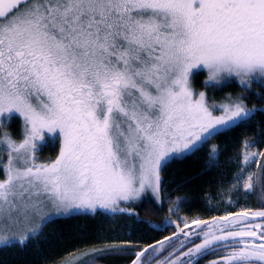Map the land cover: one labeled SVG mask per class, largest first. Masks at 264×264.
I'll return each instance as SVG.
<instances>
[{"label": "snow or ice", "instance_id": "1", "mask_svg": "<svg viewBox=\"0 0 264 264\" xmlns=\"http://www.w3.org/2000/svg\"><path fill=\"white\" fill-rule=\"evenodd\" d=\"M194 69L207 71L205 87L232 77L264 86V0H0V127L15 116L24 126L19 142L0 140V245L31 239L47 207L125 211L121 201L159 195L169 160L251 118L242 98L210 105L194 93ZM46 133L59 152L38 162ZM254 146L245 141L235 183L250 194L246 166L258 164L264 201V151ZM206 155L214 166L219 146ZM177 229L194 246L183 251L182 241L158 264H198L218 247L230 250L213 264H264V202ZM165 240L130 253L129 264H152ZM123 251L113 244L80 259L100 264Z\"/></svg>", "mask_w": 264, "mask_h": 264}, {"label": "trees", "instance_id": "2", "mask_svg": "<svg viewBox=\"0 0 264 264\" xmlns=\"http://www.w3.org/2000/svg\"><path fill=\"white\" fill-rule=\"evenodd\" d=\"M205 80L203 70L192 76L195 89L205 91L211 105L229 98H242L246 107L256 111L245 122H238L227 131L222 130V134L194 154L169 160L161 170V201L151 195L145 196L132 203V213L122 216L125 213L121 212L118 217L98 212L51 218L23 245L18 242L0 245V264H62L70 255L113 244L124 245L125 251L104 257L100 264H129L130 253L149 245L158 247L159 241L167 236L173 237L170 242L165 240V250L153 259L152 264H158L168 252L188 239L182 233L178 234L177 224L191 223L196 219L211 222L214 217L245 207L258 209L264 202L258 182H255L249 201L238 200L235 204L219 207L215 203L230 186L245 141L254 142L264 151V111H260L264 109V86L253 83L250 88H245L232 80L217 87H205ZM5 133L19 142L24 135L22 118L15 116L0 127V140ZM213 144L219 146V157L214 166H209L206 153ZM59 147L57 138L48 137L40 143L38 162L55 159ZM7 155L5 145L0 144V160L6 161ZM260 163H264V158H260ZM256 172L260 177L259 166ZM195 228L193 225L190 231ZM76 264H83V261Z\"/></svg>", "mask_w": 264, "mask_h": 264}, {"label": "rangeland", "instance_id": "3", "mask_svg": "<svg viewBox=\"0 0 264 264\" xmlns=\"http://www.w3.org/2000/svg\"><path fill=\"white\" fill-rule=\"evenodd\" d=\"M202 70L203 69H201V71ZM196 71H198V70H195V69L193 70V73H192V75L190 77V80H191V84H192L194 93L198 94L200 91H203V90H196L194 85H193L192 76H193V74ZM203 71L206 74V80H207V71L206 70H203ZM232 80H236L237 82H239L238 78L232 77V78H229V79L225 80V82L222 83V84H225V83H227L229 81H232ZM205 94H206V92H205ZM206 99H207V94H206ZM230 100H237V99L229 98V99H226V100L222 101L220 104L228 103ZM208 103L210 104L209 101H208ZM47 137L56 138L55 135L46 133V139H47ZM40 143H42V142H40ZM250 150L251 151H257V152L258 151H263V149H259V147L256 146V145L254 147H252ZM244 151H245V149H243L241 151V153H239L238 160L236 161V165H235V174L232 176V179H231V182H230V186L226 189V193L221 195L218 198V201H216L215 205H217V207H219L221 205H225L226 206V205H230V204H235L236 201H238V200H240L242 202L249 201L248 199L251 198L250 196H251L253 191L250 194H246L243 191L242 186H238L235 183L236 176L240 174V165H241L242 155H243ZM256 159H258L260 161V157H257ZM257 166H258V164H256V163H250L248 166H246L248 173L251 174L252 177H253V184L254 185H255V182H258V178H259V176H258L259 174L256 172ZM256 174H257V177H256ZM148 195H151L156 200L161 201L162 200V188H161V191H160L159 195H153L152 192L150 190H148L145 193H143L138 199L129 200V201H121L119 207L125 209V211L112 212V211H108V210L98 209L96 212H92L91 210H71V211H69L67 213H63V212L57 213V210L55 208L47 207V208L44 209V211L41 213V215H46L47 213H53L52 215H49L48 218L44 222H46L47 220H49L51 218H54V217L68 216V215L75 214V213H98V212H100V213L105 214L106 216L118 217V216H121V215H119V213L123 212L125 214H123L122 216H124V215H126V213L128 214V213H132L133 212V209L130 207L132 205V203L137 202L140 199H142V198H144L145 196H148ZM253 210H256V209H253ZM183 223H182L181 227H183ZM187 223H190V222L187 221ZM37 225H39V228H38V230H37V232L35 234H37L40 231V228L42 226V224L40 223V219L39 218H36L33 221L32 225H30V226L31 227H36ZM190 229H186V232H189ZM17 231L19 232L20 229H17ZM192 237L196 239L195 235H193ZM197 242H200V241H197ZM188 247H192V246L190 245ZM188 247L184 248L183 251H186ZM84 253H86V252H83V253H80V254H77V255H70V257H68L65 262L63 261L64 263L62 262V264H76L77 262H81L82 260L80 259V257H82V255ZM173 258H175V257H173ZM83 259H87V257H83ZM219 259L220 258H217L214 261H217ZM214 261L210 262V264H213Z\"/></svg>", "mask_w": 264, "mask_h": 264}, {"label": "flooded vegetation", "instance_id": "4", "mask_svg": "<svg viewBox=\"0 0 264 264\" xmlns=\"http://www.w3.org/2000/svg\"><path fill=\"white\" fill-rule=\"evenodd\" d=\"M243 208H240V209H237L235 210L234 212H238L240 210H242ZM229 214V213H227ZM226 214V215H227ZM220 216H223V215H220ZM201 220V219H199ZM208 220V219H207ZM192 232H195V231H192ZM192 240H195V238L193 237H190L186 240V242H190L189 245L193 246V244L191 243ZM185 242V241H184ZM230 249L228 248H224V247H218L216 251H213V252H210L208 255L206 256H203L201 258L198 259V264H210V262L214 261L215 259L217 258H221L223 257L224 255L227 254V252L229 251Z\"/></svg>", "mask_w": 264, "mask_h": 264}, {"label": "water", "instance_id": "5", "mask_svg": "<svg viewBox=\"0 0 264 264\" xmlns=\"http://www.w3.org/2000/svg\"><path fill=\"white\" fill-rule=\"evenodd\" d=\"M166 238V237H165ZM163 240V239H162ZM188 243H185V246H187ZM180 249V246L178 248H176L175 250H179Z\"/></svg>", "mask_w": 264, "mask_h": 264}]
</instances>
